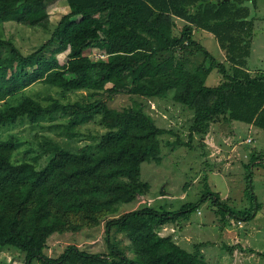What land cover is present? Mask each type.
<instances>
[{"label":"trees","instance_id":"1","mask_svg":"<svg viewBox=\"0 0 264 264\" xmlns=\"http://www.w3.org/2000/svg\"><path fill=\"white\" fill-rule=\"evenodd\" d=\"M54 1L0 0V21L50 29L49 4ZM67 2L69 12L31 54L0 36V129L22 118L39 123L62 112L71 116L70 131L97 116L107 131L95 152L90 146L79 153L57 148L44 169H39L36 157L28 156L30 149L18 156L26 141L15 134L0 139V248L12 246L26 253V264H211L203 258L204 244L190 252L160 229L190 220L209 200L224 220L230 216L249 222L261 207L253 186L248 187L252 205L244 210H233L219 193L209 192L178 210L144 207L109 219L106 254L70 245L59 257L47 255L54 233L97 226L143 195L148 184L141 180L142 164L159 158L161 136L171 131L157 125L138 102L116 109L101 100L64 104L52 98L51 104L43 105L22 93L42 82L64 90L171 98L194 111L190 141L174 145L191 146L195 135L205 136L212 123L223 119L264 130V71L246 69L255 20L245 4L257 5L258 0ZM176 18L187 22L180 35L174 31ZM195 27L216 35L232 69L195 39ZM94 48L106 55L93 59ZM190 49L203 54L201 63L188 66L176 56ZM215 71L222 81L209 86L207 80ZM253 166L246 167L250 183ZM115 233H124L128 244L114 239Z\"/></svg>","mask_w":264,"mask_h":264},{"label":"rangeland","instance_id":"2","mask_svg":"<svg viewBox=\"0 0 264 264\" xmlns=\"http://www.w3.org/2000/svg\"><path fill=\"white\" fill-rule=\"evenodd\" d=\"M250 10V19L255 20L251 55L246 69L256 73L264 71V0L257 5L245 4ZM51 28H33L17 22L0 21V36L12 41L23 54L28 55L39 49L51 37L63 15L69 12L67 0H56L49 4ZM194 12V11H193ZM175 34L180 35L185 20L176 18ZM194 37L218 59L225 62L229 69L233 64L228 59L227 50L218 41L216 35L195 27ZM10 48L5 49V54ZM105 52L99 48L91 51L95 60L103 58ZM176 56L188 62V66L203 61V54L195 49L177 52ZM222 81L217 71L212 72L207 85L214 86ZM41 102L51 104L57 99L64 104L89 103L96 100L106 102L110 107L122 109L140 103L144 110L155 119L157 125L170 133L161 136L162 153L158 159L142 164L141 180L148 184V189L134 201L120 206L117 213L104 219L97 226H85L79 231L54 233L50 236L46 254L59 257L70 245H76L90 253L106 254L109 252L106 241V223L111 218H118L125 213L144 207L160 210H178L186 203L196 202L209 192H217L222 200L233 210L249 208L252 200L249 186H253L261 205L253 220L238 222L227 216V220L217 213L211 200L205 201L200 210L193 213L190 220L168 224L162 229V235H171L175 241L190 252H195L200 244L205 261L211 264H264V130L250 127L240 121L229 122L226 119L212 123L205 136L195 135L191 146L174 145L181 140L190 141L194 111L174 102L171 98H144L129 93L109 95L103 91L64 90L42 82L35 83L22 93ZM0 107H4L1 104ZM71 116L62 112L53 117L32 123L28 118L17 123L3 126L0 139L15 134L26 141L23 147L30 149L29 157H36L39 169H44L54 157L57 148L71 153H79L90 146L95 152L106 133L107 128L99 116L91 122L71 128ZM252 167L251 183L248 182L247 165ZM114 239L126 246L128 240L124 233L113 234ZM226 246H235L234 252ZM134 258V253L128 250ZM0 264H26V253L8 246L0 248Z\"/></svg>","mask_w":264,"mask_h":264},{"label":"crops","instance_id":"3","mask_svg":"<svg viewBox=\"0 0 264 264\" xmlns=\"http://www.w3.org/2000/svg\"><path fill=\"white\" fill-rule=\"evenodd\" d=\"M250 127H256V126H254V125H252V124H251V126H250Z\"/></svg>","mask_w":264,"mask_h":264}]
</instances>
